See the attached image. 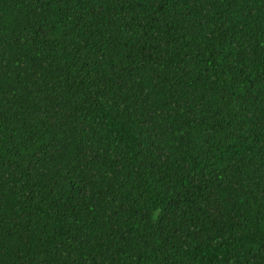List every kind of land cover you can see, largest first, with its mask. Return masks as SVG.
Segmentation results:
<instances>
[{
  "label": "trees",
  "instance_id": "16d2710c",
  "mask_svg": "<svg viewBox=\"0 0 264 264\" xmlns=\"http://www.w3.org/2000/svg\"><path fill=\"white\" fill-rule=\"evenodd\" d=\"M0 264H264V0H0Z\"/></svg>",
  "mask_w": 264,
  "mask_h": 264
}]
</instances>
